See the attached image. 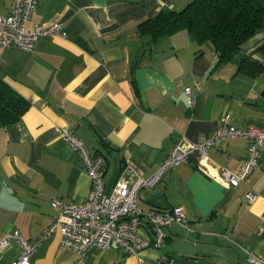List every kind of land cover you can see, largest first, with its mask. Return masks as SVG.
I'll return each mask as SVG.
<instances>
[{"label": "crops", "instance_id": "0c3cea01", "mask_svg": "<svg viewBox=\"0 0 264 264\" xmlns=\"http://www.w3.org/2000/svg\"><path fill=\"white\" fill-rule=\"evenodd\" d=\"M189 0H37L27 28L60 22L66 32L42 35L30 50L0 48V77L28 102L16 122L0 124V240L19 232L32 240L53 218V199H86L91 180L79 154L61 136L66 128L105 159L108 191L132 168L143 177L159 166L181 134L191 140L211 132L229 114L244 129L264 124V69L238 57L217 68L210 42L198 44L184 29L152 41L137 25L161 9ZM11 8L0 0V16ZM264 27L239 45V54L262 62L256 48ZM195 83H198L196 85ZM192 89V104L185 88ZM248 139L230 137L209 149L212 162L237 170ZM252 189L251 203L244 193ZM142 210L181 206L186 225L165 228L159 247L125 254L116 246L82 253L51 234L35 247L31 264H250L264 259V151L245 181L230 186L196 164L195 157L143 187ZM140 232L150 235L146 227ZM20 253L16 238L0 250V264Z\"/></svg>", "mask_w": 264, "mask_h": 264}, {"label": "built area", "instance_id": "2783aa9c", "mask_svg": "<svg viewBox=\"0 0 264 264\" xmlns=\"http://www.w3.org/2000/svg\"><path fill=\"white\" fill-rule=\"evenodd\" d=\"M11 8L0 16V48L18 47L30 50L38 37L42 35H61L66 32L60 22L35 25L27 28V22L37 4V0H9ZM198 85V83H195ZM188 103L192 104V89L185 88ZM229 114L219 118L210 133L191 140L181 134L162 159L158 168L147 177L132 168L120 173L108 191L103 181L105 159L102 155L91 152L73 132L61 129L62 138L77 151L81 162L91 180V189L84 200L64 202L52 200L55 208L52 221L39 235L32 240L23 237L19 232L6 233L0 240V250L10 238H16L20 253L12 264H31L30 254L40 242L51 234L59 233L60 243L79 252H86L90 247L106 249L116 246L125 254H135L146 247H159L165 237V228L174 222L186 225L183 208H150L142 210L136 199L143 187L152 186L162 181L169 170L182 162L195 157L196 164L213 178L220 179L230 186H237L245 181L251 171L258 165V155L264 151V124L248 123L244 129L229 123ZM230 137L248 139L247 153L237 170L229 169L211 161L209 149ZM257 193L248 189L244 199L251 204ZM146 227L150 235L140 232ZM250 264H264V259L248 254Z\"/></svg>", "mask_w": 264, "mask_h": 264}, {"label": "trees", "instance_id": "16d2710c", "mask_svg": "<svg viewBox=\"0 0 264 264\" xmlns=\"http://www.w3.org/2000/svg\"><path fill=\"white\" fill-rule=\"evenodd\" d=\"M141 35L155 41L162 34L184 29L198 44L210 42L217 54V68L238 57L241 63L257 66L252 75L264 69V60L239 55V45L264 27V0H189L180 9H161L138 25ZM264 54V43L256 48ZM29 102L0 77V124L16 122L29 108Z\"/></svg>", "mask_w": 264, "mask_h": 264}]
</instances>
